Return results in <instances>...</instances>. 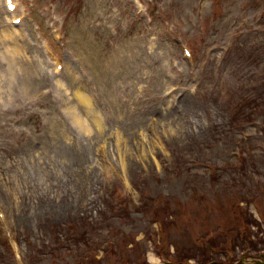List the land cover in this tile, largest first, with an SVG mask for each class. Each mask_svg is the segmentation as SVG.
Here are the masks:
<instances>
[{
    "label": "rangeland",
    "instance_id": "obj_1",
    "mask_svg": "<svg viewBox=\"0 0 264 264\" xmlns=\"http://www.w3.org/2000/svg\"><path fill=\"white\" fill-rule=\"evenodd\" d=\"M15 2L12 25L0 0V235L13 251L0 264H193L244 223L264 236V105L231 120L264 85V0ZM80 94L104 133L73 122Z\"/></svg>",
    "mask_w": 264,
    "mask_h": 264
},
{
    "label": "trees",
    "instance_id": "obj_2",
    "mask_svg": "<svg viewBox=\"0 0 264 264\" xmlns=\"http://www.w3.org/2000/svg\"><path fill=\"white\" fill-rule=\"evenodd\" d=\"M241 104V105H240ZM240 107L239 108H235L234 113L231 116V120L237 121L239 117H242L244 121L247 122H252L253 120V116L251 112H248L249 109H256L258 110L260 107H262V105H264V85L262 87V89L260 90L259 94H256L252 97H248L243 99V101L240 102ZM259 107V108H257ZM252 116V117H251ZM242 164L245 163V159L241 160ZM109 209L110 211L114 212L115 208L109 205ZM256 227L261 230V228L259 227V224L256 222L255 223ZM245 226V230L242 231V234H236L235 236H232L231 238H229V241L226 242V248L227 250H229L230 252H235L236 248H239L240 250L244 249H248V251H252V252H258L260 251V247L258 248V245H262L264 246V236L263 235H256L255 239H252V235L249 232V228L247 230V227L249 226H253V223H244L243 224ZM49 230L52 231V234L57 235L58 232L60 231V226L58 225H50L48 226ZM78 226L76 222L70 221L68 223H66L65 226H63V228H61V231L63 230L64 232L67 233L66 235V240L67 242L70 241V238H75L74 236V232H76ZM62 231V232H63ZM262 231V230H261ZM239 233V231L237 232ZM55 239V238H54ZM54 243L59 244L60 240L57 238L54 240ZM221 243L217 242L216 244L213 245H209V243L207 244L206 250L202 252V254L199 255L198 260H203V261H207V260H211L212 257L209 253L210 250L216 248L217 246H219ZM6 251V253L2 250V248ZM3 254H6L7 256L12 255V250L10 245L8 244L7 240L5 239H0V256H2ZM233 258H229L228 260H232ZM1 260V259H0ZM10 260V257H9Z\"/></svg>",
    "mask_w": 264,
    "mask_h": 264
},
{
    "label": "bare ground",
    "instance_id": "obj_3",
    "mask_svg": "<svg viewBox=\"0 0 264 264\" xmlns=\"http://www.w3.org/2000/svg\"><path fill=\"white\" fill-rule=\"evenodd\" d=\"M5 13L10 16L11 20L14 19V17H13L14 12H10L7 10ZM1 40L3 43L5 42L4 44H6V45L15 44V42L17 41V35H16V31H15L14 26L1 32ZM10 51L12 52L11 49H10ZM8 56L10 58L9 60H11V61L14 60L13 56H11V54H9V52H8ZM76 101H77V104L88 108V111H87V114L84 113V118L82 117L83 112H81L80 115H78L77 113H74L73 122L78 126V130H80V132L84 136H89V132L91 130V126L89 124L92 125V123H93L94 124L93 126L101 128V125H102L101 124V118L99 117V115L97 113H94L96 111L94 110V107H91L89 98L85 94L77 95ZM90 111L92 112V116H90V114H89ZM88 118H89V120H88ZM87 123H89V124H87ZM99 130H100L99 131L100 133H104L103 128H101ZM121 136H123V135H121ZM123 138H124V136H123ZM123 140H125V139H123ZM85 145H87V144L85 143ZM149 259L151 261H153L154 263H158V259L156 257H154L153 253L149 254Z\"/></svg>",
    "mask_w": 264,
    "mask_h": 264
},
{
    "label": "water",
    "instance_id": "obj_4",
    "mask_svg": "<svg viewBox=\"0 0 264 264\" xmlns=\"http://www.w3.org/2000/svg\"><path fill=\"white\" fill-rule=\"evenodd\" d=\"M210 264H223V263H220V262H212ZM259 264H264V263L259 262Z\"/></svg>",
    "mask_w": 264,
    "mask_h": 264
},
{
    "label": "flooded vegetation",
    "instance_id": "obj_5",
    "mask_svg": "<svg viewBox=\"0 0 264 264\" xmlns=\"http://www.w3.org/2000/svg\"><path fill=\"white\" fill-rule=\"evenodd\" d=\"M261 256L263 257L264 255H263V254H261ZM255 259H257V260H258V258H253V260H255ZM262 260H264V259H262ZM194 264H196V261H194Z\"/></svg>",
    "mask_w": 264,
    "mask_h": 264
}]
</instances>
